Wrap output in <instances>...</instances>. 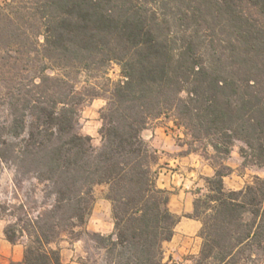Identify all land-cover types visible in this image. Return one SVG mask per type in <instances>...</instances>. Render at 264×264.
Wrapping results in <instances>:
<instances>
[{"label":"trees","instance_id":"obj_1","mask_svg":"<svg viewBox=\"0 0 264 264\" xmlns=\"http://www.w3.org/2000/svg\"><path fill=\"white\" fill-rule=\"evenodd\" d=\"M185 2L190 25L222 19L224 37L164 32L157 9L141 0L2 1L0 162L17 179L43 183L50 199L4 227L11 243L26 237L22 259L9 264H62L51 244L63 233L92 242L84 264H163L181 216L156 184L158 157L142 137L161 117L182 129L185 153L213 168L185 215L201 222L192 264L264 259V176L224 186L235 141L244 164L264 168V0ZM111 62L122 79L107 77ZM96 96L105 99L98 147L80 132V108ZM96 184L111 203L107 234L84 227Z\"/></svg>","mask_w":264,"mask_h":264},{"label":"rangeland","instance_id":"obj_2","mask_svg":"<svg viewBox=\"0 0 264 264\" xmlns=\"http://www.w3.org/2000/svg\"><path fill=\"white\" fill-rule=\"evenodd\" d=\"M3 0H0V4ZM146 8L157 9V15L160 21L163 22V31L169 32L171 35L180 37L184 33H188L190 30L197 29L200 37L203 40L208 39L209 37L214 38H223L225 34V27L223 26L222 19H216L215 22H210L209 25L205 26H194L193 23L187 21L183 14V7L186 5L185 0H141ZM209 26V28H208ZM107 77L112 79L113 81H117L122 79V75L120 73V66L116 62H111L108 65L107 69ZM87 79L85 73H82L79 76V82L77 88L82 90V88L86 85L84 80ZM99 81L101 79L99 78ZM103 102L102 106L97 109L96 101L100 100ZM95 100V101H94ZM105 105V99L102 97H88L87 100L83 103L80 108V122L86 124L88 129H93L95 127V116L100 121L99 111ZM97 111V113H95ZM101 125V124H100ZM155 125L166 126L168 132H170L175 142L178 144V138H183L184 135L182 133V129L178 128L174 125L173 120L168 117H161L160 119H153L147 125L148 128H151ZM96 137L100 140L99 128L96 133ZM93 143V142H92ZM94 142V146L98 147ZM179 145V144H178ZM243 146L241 141H235L231 153L229 154L226 163L229 162L233 167L231 173L225 178L227 185L233 183L234 181H240V179L244 180L245 184L247 181L251 182L255 175L264 176V168L257 167L249 163H243V158L239 153L240 148ZM187 145H184L185 150L187 149ZM184 150V151H185ZM156 152V151H155ZM196 154L200 159H203L209 164V161L206 160L201 154ZM157 157L160 156V153H157ZM160 167H165L164 164H159V166L154 165V169L156 170V174L158 173ZM248 182V183H249ZM204 180L201 186H196L192 189L194 197L203 193L204 189ZM43 183H37L34 179L31 178H22L17 179L14 177L12 170L8 168L4 163L0 162V220L6 226L10 222H14L18 217L25 218L28 214L30 216H34L38 211H42V207L44 203H49L50 199L44 197L43 194ZM107 187L105 184H96L93 187V204L92 209L96 205V202L99 201V206L101 210L103 209L102 204H100V199L105 196ZM200 190V192H198ZM91 209V212H92ZM90 212V213H91ZM176 214V213H175ZM188 214V213H187ZM178 215V214H177ZM184 214L183 216H185ZM90 217V215H89ZM88 217V218H89ZM88 221V219H87ZM86 221V222H87ZM22 224V221H19ZM107 220H105L104 225L106 226ZM86 228V223L84 225ZM90 232H97L90 229H87ZM101 233V232H99ZM107 234V233H102ZM26 241V237H21L19 243L24 244ZM92 242L84 235L80 234L77 236H72L67 233H63L62 236L58 239V241L51 244L54 248L63 249V258L62 264H84L85 259L90 253H94L95 250L92 248ZM163 264H192L193 258L196 256L191 255L192 259L189 261H185V258L178 257V223L174 227V234L172 238L163 243ZM260 264H264V259Z\"/></svg>","mask_w":264,"mask_h":264},{"label":"crops","instance_id":"obj_3","mask_svg":"<svg viewBox=\"0 0 264 264\" xmlns=\"http://www.w3.org/2000/svg\"><path fill=\"white\" fill-rule=\"evenodd\" d=\"M94 104H96L98 109L103 102L100 99ZM94 116V130L88 129L86 124L81 123L80 132L91 136L92 144L97 141L96 144L98 145L100 140L96 137V133L101 123L97 119L96 114ZM142 137L150 148L160 153L155 167L161 163L165 165V167H160L159 169L161 170L156 174V184L158 187L170 191L168 207L173 213L181 216L178 221V257L189 261L192 259L191 255L195 256L200 248L201 237L198 232L201 222L183 215L192 212L194 200L192 189L196 186H201L204 180L203 177L211 176L213 168L196 154L185 153L184 146H180L175 142L173 135L168 132L166 126L155 125L151 128L146 127L142 131ZM227 164L231 168L233 167L229 162ZM226 177H224L226 189H239L245 185L242 179L227 185ZM100 204H102L104 210L100 209L99 201L96 202L86 222V228L101 233H110L113 230L111 203L104 196L100 199ZM105 220H107L106 226L104 225ZM4 227V223L0 220V264L20 261L24 253V244L8 241L4 233ZM60 254L62 261L63 249H60Z\"/></svg>","mask_w":264,"mask_h":264}]
</instances>
